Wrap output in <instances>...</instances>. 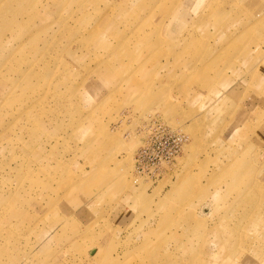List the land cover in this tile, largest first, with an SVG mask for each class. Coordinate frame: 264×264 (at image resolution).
I'll return each instance as SVG.
<instances>
[{
    "label": "rangeland",
    "instance_id": "374dc122",
    "mask_svg": "<svg viewBox=\"0 0 264 264\" xmlns=\"http://www.w3.org/2000/svg\"><path fill=\"white\" fill-rule=\"evenodd\" d=\"M189 1L0 0V264H264V0Z\"/></svg>",
    "mask_w": 264,
    "mask_h": 264
},
{
    "label": "built area",
    "instance_id": "2783aa9c",
    "mask_svg": "<svg viewBox=\"0 0 264 264\" xmlns=\"http://www.w3.org/2000/svg\"><path fill=\"white\" fill-rule=\"evenodd\" d=\"M144 142L134 157L136 166L144 165V155L149 154L152 158L150 171L156 168L171 166L179 157L184 146L185 139L178 133L170 132L163 124L154 121L143 128ZM143 167L138 169L139 171Z\"/></svg>",
    "mask_w": 264,
    "mask_h": 264
},
{
    "label": "crops",
    "instance_id": "0c3cea01",
    "mask_svg": "<svg viewBox=\"0 0 264 264\" xmlns=\"http://www.w3.org/2000/svg\"><path fill=\"white\" fill-rule=\"evenodd\" d=\"M256 1L257 0H255V2L253 1L252 3H251V5H249V8L251 9L252 8V6H256ZM247 3V2H246ZM201 5V0H190L189 1V3L187 2V7L189 6H196V7H199ZM203 7H206V8H208V3L207 4H205ZM205 8V9H206ZM188 12V11H187ZM203 12V11H202ZM252 11L250 10V12H249V16L247 17V23H249L248 24V26L249 25H251V24H253V23H255V21H261L262 20V15H261V17H259V19H257V17L255 16H253V15H251L250 13H251ZM251 15V16H250ZM264 18V17H263ZM261 19V20H260ZM247 28H250V27H247ZM246 29V28H245ZM229 34H232V36H235V37H237V35H240V33H238V34H234V33H229Z\"/></svg>",
    "mask_w": 264,
    "mask_h": 264
},
{
    "label": "bare ground",
    "instance_id": "6f19581e",
    "mask_svg": "<svg viewBox=\"0 0 264 264\" xmlns=\"http://www.w3.org/2000/svg\"><path fill=\"white\" fill-rule=\"evenodd\" d=\"M20 14H21V13H20ZM178 16L180 17V16H182V14H181V13H179V14H178ZM163 20H164V19H163ZM165 21H166V20H165ZM161 23H162V22H161ZM164 24H165V23H164ZM167 24H168V23H167ZM252 26H253L252 24H251V25H249V27H250L249 29H251V28H252ZM156 27H157V26H156ZM166 27H167V26H166ZM156 29H157V28H156ZM164 29H165V28H164ZM171 29H172V28H171ZM163 33H164V32H163ZM138 178H139V177H138Z\"/></svg>",
    "mask_w": 264,
    "mask_h": 264
}]
</instances>
